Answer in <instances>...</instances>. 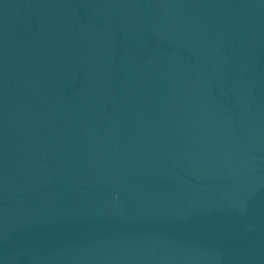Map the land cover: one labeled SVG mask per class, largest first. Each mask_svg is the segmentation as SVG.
<instances>
[{
  "label": "water",
  "instance_id": "obj_1",
  "mask_svg": "<svg viewBox=\"0 0 264 264\" xmlns=\"http://www.w3.org/2000/svg\"><path fill=\"white\" fill-rule=\"evenodd\" d=\"M0 264H264V0H0Z\"/></svg>",
  "mask_w": 264,
  "mask_h": 264
}]
</instances>
